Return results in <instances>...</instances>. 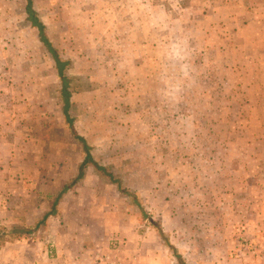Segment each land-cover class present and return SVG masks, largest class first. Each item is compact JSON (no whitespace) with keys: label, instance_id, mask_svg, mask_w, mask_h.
<instances>
[{"label":"rangeland","instance_id":"374dc122","mask_svg":"<svg viewBox=\"0 0 264 264\" xmlns=\"http://www.w3.org/2000/svg\"><path fill=\"white\" fill-rule=\"evenodd\" d=\"M26 3L0 0V248L36 242L52 263L62 218L83 226L93 205L116 223L131 212L130 195L93 164L73 183L85 143L142 200L149 225H172L163 214L175 197L195 210L207 190L206 220L222 197L228 221L244 226L237 248L263 254L264 0H33L69 61V114L84 141ZM68 184L77 190L37 226ZM79 202V213L65 212ZM34 259L23 264H48Z\"/></svg>","mask_w":264,"mask_h":264},{"label":"crops","instance_id":"0c3cea01","mask_svg":"<svg viewBox=\"0 0 264 264\" xmlns=\"http://www.w3.org/2000/svg\"><path fill=\"white\" fill-rule=\"evenodd\" d=\"M75 190L68 189L64 198ZM206 191H201L203 196L198 204L202 206L193 207L195 210L186 204V200L176 196L179 203L163 214L164 219L170 217L173 224L158 221L155 222L158 227L144 221V214L135 204H131V212L126 211L117 223L113 222L116 220L114 214L101 216L99 205L84 207L88 215L83 226L80 221L75 223L68 217L62 218L60 241L55 243L58 257L52 259V263L45 253L38 255L36 242L18 241L7 242L0 248V264H23L31 257L34 261V257L39 258L38 261L45 259L48 264H264V251L263 254L259 252L256 260H251L237 248L244 226L241 221H228L222 197L219 206L215 207L219 209L217 212L213 206L205 210H210L209 214L214 215L215 220H206L207 217L202 215V209L209 203L203 198L207 196ZM220 193L227 194L223 190ZM82 209L79 202L68 205L63 212L79 213ZM95 224L104 226L95 230ZM114 232L123 239V247L119 250L112 248L109 239Z\"/></svg>","mask_w":264,"mask_h":264},{"label":"trees","instance_id":"16d2710c","mask_svg":"<svg viewBox=\"0 0 264 264\" xmlns=\"http://www.w3.org/2000/svg\"><path fill=\"white\" fill-rule=\"evenodd\" d=\"M26 1H27V3H26L27 18L30 21V23L32 24V26H34L38 30V35L40 37V40L44 43V45L46 46L48 51L51 53L53 60L55 62V65L58 69V74L60 76L61 83H62L61 92H62L63 101H64L63 112L66 116L67 121L70 124V128L72 130V133L75 136H78L79 134H78L77 130L75 129V127L73 125V120L71 119L70 114H69V107L71 106V102H70L71 89H70V83H69L70 79L68 78L67 74H65V69H66L67 63H69V61L64 60L60 56L58 50L55 48L54 44L49 39V37L45 31L46 25L43 22V20L41 19L40 15L38 14V11L36 10V8L34 7L33 0H26ZM79 138L82 141H84L82 137H79ZM84 146H85V150H86V155L80 164L79 172H78L76 178L73 180V183L77 182L78 180H80L84 176L85 169L89 164H93L97 169H99L101 171V173H103L104 175H107L108 177H110V179L113 182L117 183L118 184L117 186L121 192H123L127 195H130V197L133 200V203L137 206V208L143 214H145L146 212H145L143 204L141 202L142 200L140 198L138 199V196L134 192H131V191L123 188L121 181L115 177L114 173L112 171H109V169L106 166L101 165L99 162H97L94 159L93 154H92L91 149H90V146L85 144V143H84ZM70 185L71 184L65 185L62 188V190L59 192L58 196L54 200L52 209L47 211L44 214L42 220H40L37 223V226H39L40 224L45 222L47 220V218L51 214L54 213L55 206L59 202L60 198L64 195V193L69 189ZM153 223L156 227H158V224H155V222H153ZM28 232H31V229L23 228L20 230L21 235L27 234ZM2 238L3 237H0V241L2 240Z\"/></svg>","mask_w":264,"mask_h":264}]
</instances>
